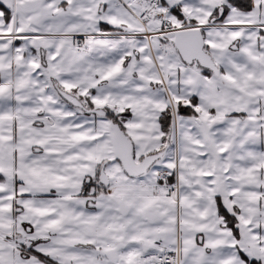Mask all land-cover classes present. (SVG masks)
Wrapping results in <instances>:
<instances>
[{
  "label": "snow or ice",
  "instance_id": "6c2138e0",
  "mask_svg": "<svg viewBox=\"0 0 264 264\" xmlns=\"http://www.w3.org/2000/svg\"><path fill=\"white\" fill-rule=\"evenodd\" d=\"M0 264H264V0H0Z\"/></svg>",
  "mask_w": 264,
  "mask_h": 264
}]
</instances>
